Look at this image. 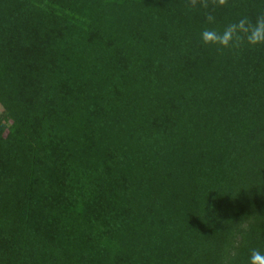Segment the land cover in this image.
<instances>
[{
  "label": "trees",
  "instance_id": "1",
  "mask_svg": "<svg viewBox=\"0 0 264 264\" xmlns=\"http://www.w3.org/2000/svg\"><path fill=\"white\" fill-rule=\"evenodd\" d=\"M261 23L264 0H0V264L264 253Z\"/></svg>",
  "mask_w": 264,
  "mask_h": 264
},
{
  "label": "clouds",
  "instance_id": "2",
  "mask_svg": "<svg viewBox=\"0 0 264 264\" xmlns=\"http://www.w3.org/2000/svg\"><path fill=\"white\" fill-rule=\"evenodd\" d=\"M205 42L214 38V33L211 32H204L202 34ZM262 38H264V23L258 25L253 31L252 35L249 37L250 42L257 43ZM250 264H264V253L260 251H253L250 258Z\"/></svg>",
  "mask_w": 264,
  "mask_h": 264
},
{
  "label": "rangeland",
  "instance_id": "3",
  "mask_svg": "<svg viewBox=\"0 0 264 264\" xmlns=\"http://www.w3.org/2000/svg\"><path fill=\"white\" fill-rule=\"evenodd\" d=\"M2 108H1V105H0V112H1Z\"/></svg>",
  "mask_w": 264,
  "mask_h": 264
}]
</instances>
